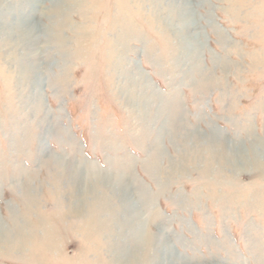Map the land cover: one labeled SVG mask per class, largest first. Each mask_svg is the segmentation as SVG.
<instances>
[{
	"label": "rangeland",
	"instance_id": "obj_1",
	"mask_svg": "<svg viewBox=\"0 0 264 264\" xmlns=\"http://www.w3.org/2000/svg\"><path fill=\"white\" fill-rule=\"evenodd\" d=\"M52 1L5 0L2 5L4 20L15 29L22 20L36 27L30 53L43 70L23 74L20 53L13 62L0 49V221L12 230V213L30 212L22 203L30 188L40 206L26 215L35 240L25 241L45 244L41 216L55 234L54 251L42 245L38 254L0 249V264H112L114 253L104 243L122 235L130 240L133 232L121 226L129 211L124 206L125 213L113 212L117 221L111 237L93 235L85 243L79 234L82 219L63 204L71 186L61 196L54 194L57 166L66 167L65 184L74 171L92 183L102 177L106 186L124 172L129 205H135L137 186H145L153 195L149 208L158 216L152 220L139 210L137 230L162 235L165 246L151 253L150 264H264L263 177L252 172L234 180L199 179L185 165L183 174L173 171L166 183L164 173L168 158L183 163L170 133L182 139L186 127L206 139L210 127L217 128L225 142L253 162L251 139L264 141V0H187L195 17V27L187 32L175 14L166 29L168 16L161 12L158 17L151 0H68L65 18L71 25L61 32L65 51L46 38ZM53 21L55 28L58 21ZM75 27H84V33H74ZM50 34H55L52 27ZM186 34L200 45L195 60L187 58ZM201 69L211 77L201 76ZM127 91L144 99L133 101ZM174 97L179 121L170 125L164 105ZM186 145L193 146V140ZM158 148L162 152L155 157ZM145 161L155 167L148 174ZM198 163L205 166L206 161ZM101 191L113 197L112 190ZM116 196L112 206L118 209L125 195Z\"/></svg>",
	"mask_w": 264,
	"mask_h": 264
},
{
	"label": "bare ground",
	"instance_id": "obj_2",
	"mask_svg": "<svg viewBox=\"0 0 264 264\" xmlns=\"http://www.w3.org/2000/svg\"><path fill=\"white\" fill-rule=\"evenodd\" d=\"M67 1L68 0L52 1V9L49 11L51 15H49L48 17L50 23L48 29L49 31H45V34L47 32L46 38L49 39L48 42L50 40L54 41L55 46H57V48L60 50H63L66 46V39L64 38V36H62L61 32L64 28H68L71 25L66 22L67 18H65L66 9L64 5ZM151 1L153 4H156V14L158 15V17H160L161 12H164V14L168 16L167 19H165L166 22H162L166 29L168 27L170 28L169 17H172L171 15L173 14L177 16V21L183 31L187 32V30L191 26L195 27V17L192 15L191 10L186 3L187 0H175V2L168 3L164 6L161 4L162 0ZM4 2L5 0H0V37L2 41L0 44V49L3 50L5 54H7L5 57L7 59L9 58L13 62L18 60L19 56H21L19 59L22 64L21 70L23 74L36 76L43 70V68L40 67L38 58L36 59L35 54L30 53L31 43L34 41V37L32 36V34H34L35 36L36 27L25 20H22L19 25L16 26V29L14 28V26L8 24L7 21L4 20L5 14L7 12V10L2 7ZM73 2V6H75L76 2ZM54 19L58 21L55 28L53 21ZM208 23L211 25L210 21ZM67 24H69L68 27H66ZM211 26L214 31H216L217 35L222 37V33L219 31V29H217L214 25ZM51 27L52 31L55 32L54 35L50 34ZM83 28L84 27H75L73 29V32L76 34L79 33L80 35L81 32H83L84 30ZM186 35L188 36V41H190V44H188L186 48L188 52L187 58L189 60H195L196 58H198L200 45L195 40V37L193 35ZM120 39L121 38H119V40ZM212 60L215 66H217V63L214 62V59ZM201 70V76L211 77L208 71L204 69ZM127 94L129 96L128 98L133 101H135V99H138L137 95L134 94V91H127ZM143 99L144 97L141 96V98L138 100L142 101ZM146 100L149 102L148 99ZM174 102L175 97L172 99V101L167 102L164 105L166 106V109H168L169 112L170 118L168 120L170 125L179 121V116L178 114L176 116V112L174 109ZM141 108V111L146 114L144 106H142ZM182 127L183 126H181V128ZM170 128L171 126H169V130ZM186 128L188 129V132L183 135L182 139L177 138V140H175L174 132L170 131V142L175 145L174 153L176 157L183 161V163L179 164L175 161V159L168 158V168L165 169L166 172H164L166 174V183L169 182L171 180V177L174 175L172 173L173 171L174 173L180 172V174H183V171L186 169L185 165H189L190 167H192V170H194L199 179H213L214 176H218L222 179L231 178L232 180H234L236 176H241L242 173H246L248 175L249 173L255 172L256 174L254 175L263 177L262 179L264 180V141L259 140L258 138L253 136L254 138L251 139V142L249 144L253 162L249 163L244 158L243 150L235 149L227 141L225 142L223 140L222 133L217 128L210 127V137L208 139L204 138V135L202 133L195 131L189 127ZM248 135L250 137L251 134ZM189 139L193 140V146L191 147H187L186 145ZM203 144L205 145L202 146ZM161 152V149L158 148L154 156L158 157L159 155H161ZM192 152H194L195 157L191 160L189 159V154ZM204 153H207L208 157L202 158V154ZM199 159L201 162L206 161L205 166L200 165L198 163ZM180 165H183V168ZM61 167L62 166H60L59 168L57 166L58 169H56V176L54 178V191H56L54 194L59 193L58 196H61L60 194H63V189L66 187L68 188V186H71L67 190L64 189L66 200L63 202V204L66 205L67 211H70V213H72L74 217L82 219V221L78 225L80 227L79 234L82 238H84L86 244L92 238H94L92 237L93 235L100 236L102 234H108L111 237L113 234L111 225L112 223H115L117 221L115 220L114 222V218L112 219V217L114 216L113 212L121 210L123 213H125L124 206H127L129 207L128 216L126 219H124L125 221L123 220L121 222V226L128 228L129 230H131V232H133L132 236L130 237V240H126L124 239L123 235H120L121 238H119V240L114 241L113 239L112 241L111 239V243H104V245L109 247L110 252L114 253V261L112 262V264H150V262L153 260L152 257H154V255L152 256L151 253H158L160 246L162 247V249L165 248L164 244L161 243L160 236L162 235H151L148 232L142 231L139 228L137 230V226L141 225L139 222L141 221V214L139 215V210L148 213V216H150L152 220H154V218L158 216L157 212L154 209L149 208L151 206L153 195L147 191L143 184L140 183L135 189V205L134 203L132 205H129L130 203L126 202L128 201L129 197V193L127 191L128 181L125 178L124 172L116 173L115 178H113L112 184L110 183V186H106V184H104L105 182H102V177H97L95 179V183H92L93 181L90 178L85 177V175H81L77 171H74L69 173V175L72 174L70 175L72 177V181L67 182L65 184V180L64 182H62V180L65 176L67 177L68 174L66 173L67 170L65 171L66 167ZM151 167L155 168L154 165L145 161L144 169L147 174L148 168L151 171ZM215 169L217 170V173L216 175L212 176ZM153 176H151V178L155 179ZM77 180L79 181V183ZM154 182L156 183L158 181L155 179ZM96 183L100 184L97 185ZM103 187H106V189H108L109 191H113H111L113 195L112 198L107 196L106 193L108 191H106V193L105 191H101ZM115 187H117V190L115 189ZM158 188L159 190L162 189L160 187ZM117 194L119 195V198H121V194L125 195L124 199L120 200L118 209L117 207L115 208L114 206H112L113 199L117 198ZM22 199V203L24 204V207L27 211L31 212L34 210H39L40 203L37 199V195L35 192L31 191L30 188L27 191V194L23 195ZM138 205H140L142 209H139ZM30 212L28 214L12 213V230L6 228L0 221V249L3 252L21 251L22 253H24V250H26L27 253L33 252L35 254H38L40 252L41 245L44 246L46 249L50 250V252L54 251L55 234L49 226H46V223L43 221L41 216H39L40 221L42 223L39 234L40 239H42L45 244L39 243V245H33L31 243L30 245L28 242L26 243V239H28V241L35 240V227L34 225L30 224L28 217V221L26 219V215L28 216ZM103 215H105L104 220L100 218ZM76 233H78V231H76Z\"/></svg>",
	"mask_w": 264,
	"mask_h": 264
}]
</instances>
